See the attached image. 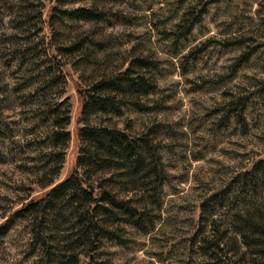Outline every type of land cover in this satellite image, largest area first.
Returning <instances> with one entry per match:
<instances>
[{
    "label": "rangeland",
    "instance_id": "374dc122",
    "mask_svg": "<svg viewBox=\"0 0 264 264\" xmlns=\"http://www.w3.org/2000/svg\"><path fill=\"white\" fill-rule=\"evenodd\" d=\"M200 1L67 0L59 7L56 0H0V224L45 191L36 182L54 119L49 110L69 111L61 181L79 147L76 86L85 89L104 71L121 70L140 56L155 64L146 74L155 84L142 100L146 111L125 107L120 117L93 116L90 123L152 131L165 180L157 204L146 209L153 227L143 233L124 226L121 244L104 242L92 264L205 263L199 232L209 233L207 221L227 224L243 196L226 194L204 220L200 203L264 160V0L209 5L191 33L175 41L183 13ZM90 6L107 17L84 22L51 12ZM50 13L56 17L47 24ZM80 40L86 44L79 54L58 50ZM232 102L240 107L239 122ZM29 241V223L16 221L0 239V264H34Z\"/></svg>",
    "mask_w": 264,
    "mask_h": 264
},
{
    "label": "trees",
    "instance_id": "16d2710c",
    "mask_svg": "<svg viewBox=\"0 0 264 264\" xmlns=\"http://www.w3.org/2000/svg\"><path fill=\"white\" fill-rule=\"evenodd\" d=\"M56 2L61 7L67 0ZM219 2L201 0L196 8L185 11L176 26L174 40L190 34L201 22L207 6ZM52 11L73 21L100 22L107 17L106 12L94 6ZM54 17L50 13L44 22L48 24ZM85 44L80 40L58 50L65 56L79 54ZM154 68L149 59L133 56L125 68L104 71L85 89L76 86L80 102L76 131L79 147L74 168L61 181L57 178L70 141L65 131L70 124L69 111L56 114L49 110L48 119H54L43 139L47 151L42 155L43 166L36 182L45 191L23 203L0 224V239L16 221L25 220L30 225V254L37 255L34 264H92L104 242L121 244L124 226L143 233L150 230L148 226L153 227L146 209L157 204L156 193L165 175L151 139L152 131L136 134L114 126L92 125L90 119L120 117L125 107L145 112L142 100L155 90L154 82L146 74ZM229 108L239 122L238 104L232 102ZM131 191L138 199L131 197ZM226 194L233 199L242 194L243 203L223 227L211 220L207 221L209 233L199 232L198 249L204 264H240L245 258L249 260L246 264H264V160L255 161L249 171L236 175L226 190L200 203V219L214 214V208L222 206ZM247 194H254V201H247Z\"/></svg>",
    "mask_w": 264,
    "mask_h": 264
}]
</instances>
